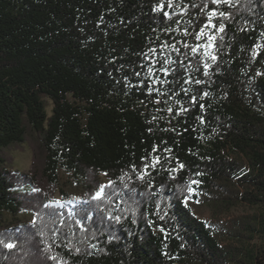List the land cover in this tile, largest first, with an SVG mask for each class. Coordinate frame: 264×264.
<instances>
[{
    "label": "trees",
    "instance_id": "obj_1",
    "mask_svg": "<svg viewBox=\"0 0 264 264\" xmlns=\"http://www.w3.org/2000/svg\"><path fill=\"white\" fill-rule=\"evenodd\" d=\"M157 3L0 0V264H264V0Z\"/></svg>",
    "mask_w": 264,
    "mask_h": 264
},
{
    "label": "rangeland",
    "instance_id": "obj_2",
    "mask_svg": "<svg viewBox=\"0 0 264 264\" xmlns=\"http://www.w3.org/2000/svg\"><path fill=\"white\" fill-rule=\"evenodd\" d=\"M51 106V101L46 99V110L48 113L51 112ZM33 142V138L28 136L26 142L14 145L7 150V154L11 158V163L14 168L23 171L29 170L33 157ZM57 181L58 188L55 193L57 197H60L62 192H67L74 196H81L84 193L81 185L71 176L70 173L62 168L58 171ZM186 205L196 217L204 220L210 217L211 212L209 206L192 201H186ZM7 218H9L8 215ZM19 218L28 221L32 219V214L23 212L19 215Z\"/></svg>",
    "mask_w": 264,
    "mask_h": 264
},
{
    "label": "snow or ice",
    "instance_id": "obj_3",
    "mask_svg": "<svg viewBox=\"0 0 264 264\" xmlns=\"http://www.w3.org/2000/svg\"><path fill=\"white\" fill-rule=\"evenodd\" d=\"M230 2H231V0H210V3L213 4V5H220L222 3L223 4H230ZM165 6H167L168 8H172L174 6L173 5V0H158V3L156 4V6L153 7L152 11L153 12H162L163 16L166 19L170 20L172 17H171V15H170V13L168 11H165ZM193 7H195V5H193ZM207 7H208L207 3L203 4V7L201 8V11H203ZM216 16H217V11L216 10H212V11H209L207 13V23L204 25L203 28L200 29V32L196 36L197 39H200L201 36H203L205 34V30L207 28H215L217 32H221V33L225 31V25L223 23H220L218 25L212 23L213 18L216 17ZM219 16L227 19V15L224 12H220ZM241 31H247V29L246 28H242ZM185 32H187V30H185ZM261 35L264 36V33H261ZM208 39L210 41L209 46L210 47L214 46L213 43H211V42H214L216 37L215 36H209ZM162 47L168 48V47H174V46L165 44V45H162ZM184 47L187 48L189 46L187 44H185ZM261 47L262 46L260 44H255L254 45V49L255 50L253 51V59H256L260 55V51L259 50L261 49ZM174 50L179 52V49H174ZM149 51L150 52H154L155 50L154 49H149ZM191 51L193 53H195L197 51V49L196 48H192ZM144 55L146 57L148 54L145 53ZM208 55L210 56V58L213 61H215L217 59V57L215 55H211L210 53ZM165 63H171V61H165ZM164 71L167 72V70H164ZM148 72H149V74H151L152 69L149 68ZM136 75L139 76L140 73L137 72ZM205 75H207V72H205ZM257 75L258 76L262 75V73L257 72ZM195 83L196 84H200L201 81L200 80H196ZM152 91H153L152 89H149L148 90V94L151 95ZM185 92H187V90H185ZM204 95H207V93H204ZM192 99L195 100V97H193ZM157 103H159V101H157ZM168 111L171 112L172 109L169 108ZM180 111L181 112H187L188 109L187 108H181ZM177 115H179V113H177ZM153 119H155V117H153ZM149 131H151V129H149ZM153 151H156V147L155 146L153 148ZM152 160H153L152 164H145L144 165L145 172L143 174H141L139 178L143 179V175L147 174V169L149 167H155V165L160 162V157L159 156L152 157ZM133 167H134V170H135V166H133ZM183 167H184L183 164L179 165V169H182ZM103 189H104V186H101L100 190L96 193V196L94 198L99 199L102 196V194H103ZM115 219L117 220V222H119L120 217H116ZM0 243H3V246L5 248H8V249H12L13 247H15V245L12 244V243H5L3 241H0ZM93 247H95V246L93 245ZM77 251H79V250L77 249ZM51 259L56 260L57 258L56 257H51Z\"/></svg>",
    "mask_w": 264,
    "mask_h": 264
}]
</instances>
